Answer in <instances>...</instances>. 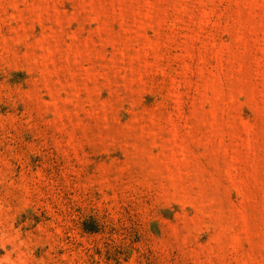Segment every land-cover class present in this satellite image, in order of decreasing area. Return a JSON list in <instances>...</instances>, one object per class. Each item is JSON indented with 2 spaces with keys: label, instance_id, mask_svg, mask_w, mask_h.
<instances>
[{
  "label": "rangeland",
  "instance_id": "rangeland-1",
  "mask_svg": "<svg viewBox=\"0 0 264 264\" xmlns=\"http://www.w3.org/2000/svg\"><path fill=\"white\" fill-rule=\"evenodd\" d=\"M0 264H264V0H0Z\"/></svg>",
  "mask_w": 264,
  "mask_h": 264
}]
</instances>
